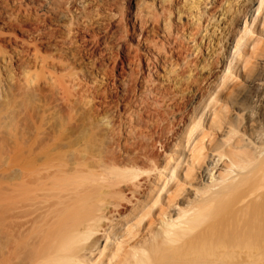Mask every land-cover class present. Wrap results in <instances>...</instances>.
<instances>
[{"label":"bare ground","instance_id":"bare-ground-1","mask_svg":"<svg viewBox=\"0 0 264 264\" xmlns=\"http://www.w3.org/2000/svg\"><path fill=\"white\" fill-rule=\"evenodd\" d=\"M21 1H27L23 8L15 0H0V13L14 21L35 19L37 13L64 25L82 20L83 29L99 33L103 15H98L93 0ZM255 1L129 0L132 29L136 25L139 33L150 30L157 35L146 60L148 75L154 60L172 83L169 88H179L172 96L164 95L167 108L160 117L167 126L177 120L173 140L188 126L191 134L201 125L207 104L201 105L217 93L220 80L224 84L231 49L240 46L239 23ZM112 10L105 15L109 19L115 17ZM15 52L20 67L33 64L21 51ZM256 55L264 59V48ZM252 64L242 83L228 93L227 103L212 112L209 128L220 134L194 152L185 169L183 182L193 188L192 197L176 201L174 212L164 213L152 234L114 264H264V89L257 95L254 119L244 113L247 102L242 97L252 83H264L253 74L259 60ZM23 81L18 88L35 84L28 70ZM103 116V125H108L110 119ZM4 117L13 121L14 110ZM41 125L28 139L13 134L8 149L0 144V264H104L102 256L111 242L97 260L92 254L107 233L117 235L108 227L122 214L116 209L120 201L142 198L134 196L139 178L156 171L154 181L161 173V162L152 159L146 147L150 139L163 146L164 138L160 132L128 136L124 143L117 141V152H89L77 141L64 144L66 148L55 139L47 143L45 135L52 126ZM146 159L151 160L149 166ZM179 165L166 169L170 179L178 177ZM179 189L175 196L181 194Z\"/></svg>","mask_w":264,"mask_h":264},{"label":"rangeland","instance_id":"rangeland-1","mask_svg":"<svg viewBox=\"0 0 264 264\" xmlns=\"http://www.w3.org/2000/svg\"><path fill=\"white\" fill-rule=\"evenodd\" d=\"M15 1L22 8L27 4V1ZM261 1L260 4V0H256L239 23L236 39H239L240 46L231 49V69L222 78L224 84L220 80L217 93L214 92L201 105L207 104L201 125L191 134L188 126L176 140L171 134L173 129L178 130L177 120L168 127L160 117L167 108L162 103L164 95L172 96L179 92V88L174 85L169 88L172 83L166 80L162 66L154 60L148 75L146 60L157 45V35L150 30L139 33L136 25L132 29L127 16L129 0L92 1L98 15L105 17L99 19L100 29L95 36L83 29L85 21L82 20L73 19L69 25H64L35 11L40 15L39 19L33 13L36 14L35 19L14 21L0 13V51L4 52V60L8 61L0 60V144L4 143L5 149L11 146L13 134L28 139L34 127L40 124L52 126L45 135L49 138L47 143L58 140L63 143L62 148H66L64 144L77 141L80 148L89 152H117V141L124 143L128 136H158L161 133V139L164 138L163 146L161 142L150 139L146 147L154 154L152 159L161 162V173L154 181L151 179L156 171L139 178L140 187L136 188L134 196L142 198L136 201L137 198L132 197V202L120 201L121 205L116 209L122 214L114 218L108 227V232L113 228L117 235L114 237L107 233L100 239L98 248L92 254L93 260H97L104 247L111 242L109 248H105L102 259L104 264L116 263L131 250L132 245L152 234L164 213L174 212L176 201L184 195L183 200L191 195L193 188L183 182L191 156L220 134L209 128L212 112L227 103L228 93L242 83L256 59L259 65L254 69V77L264 79V59L256 55L258 48H264V0ZM30 7L34 11L35 6ZM110 7L115 12L112 19L105 16L107 11H111ZM15 49L30 58L33 64L28 68L20 67ZM98 51L103 52V57ZM222 53H225V48L219 56ZM27 70L35 84L18 88L17 83L23 84ZM258 83H252L245 97L242 96L247 102L244 113L248 117L252 115L253 119L257 95L264 89V83ZM11 110L15 114L13 121L4 117ZM196 113L193 119L198 121L201 110ZM103 115L110 119L108 125H103L100 119ZM159 126L165 130L162 131ZM182 147L185 148L183 154L179 152ZM150 161L146 159L147 166ZM178 162V177L170 179L166 169ZM176 188H180L178 196H175ZM113 253L116 255L111 258Z\"/></svg>","mask_w":264,"mask_h":264}]
</instances>
